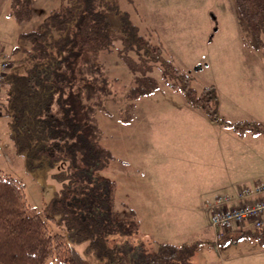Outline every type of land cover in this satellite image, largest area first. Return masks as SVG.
I'll return each instance as SVG.
<instances>
[{"label": "trees", "instance_id": "trees-1", "mask_svg": "<svg viewBox=\"0 0 264 264\" xmlns=\"http://www.w3.org/2000/svg\"><path fill=\"white\" fill-rule=\"evenodd\" d=\"M34 1L11 0L10 15L17 23L31 21ZM63 1L37 29L20 33L22 43L14 53L22 56L7 76L4 114L30 174L39 178L59 163L66 167L53 174L61 187L44 206V215L29 201L21 180L0 175V264H47L50 259L59 264H193L203 241L178 246L145 238L132 213L118 210L116 182L98 175L113 158L101 144L96 119L113 93L101 58L115 44L109 15L120 19L118 55L132 74L129 98L154 94L159 85L153 73L159 68L169 87L180 90L190 106L240 137L264 135V123L223 119L218 89L210 85L198 93L191 71L176 66L159 35L154 42L118 0ZM234 1L250 45L264 50V0ZM47 221L58 231L52 232ZM257 236L264 245V231Z\"/></svg>", "mask_w": 264, "mask_h": 264}, {"label": "rangeland", "instance_id": "rangeland-1", "mask_svg": "<svg viewBox=\"0 0 264 264\" xmlns=\"http://www.w3.org/2000/svg\"><path fill=\"white\" fill-rule=\"evenodd\" d=\"M118 3L130 14L133 22L142 31L146 34L149 32L154 42H157L156 34L159 35L167 51L169 50L168 54L174 58L175 65L183 70L191 71V83L198 93H201L206 86L214 85L218 89V86L238 80L234 77L235 80L231 79V76L239 65H250L243 71L245 75H240L244 76L240 78L239 84L248 90L251 84L253 85L256 75L250 72H253L254 64L260 60L264 61V50H255L249 45L250 43L248 44L247 26L234 0H118ZM36 4L38 10H35L34 17L21 28L37 29L44 15L60 10L64 1L40 0ZM41 4L47 7L42 15L39 11ZM109 16L115 44L112 51L103 53L101 58L106 65V73L112 81L113 93L105 101V107L97 111L96 119L103 133L101 144L111 151L113 158L107 166L98 171V175L112 181L121 177L119 180L122 188L118 191L119 198L116 197L118 210L122 214L131 212L138 223L137 215H141L140 233L150 241L157 239L159 242L174 244H182L186 241L184 243L190 244L197 239H210V244L203 242L196 250L193 264H231L232 257L237 256V253L259 251L264 247L259 237L231 235L219 246L218 243L226 236L216 242L215 230L206 221L203 223V228L172 226L165 230L152 227L148 219L142 218V215L147 212L124 210L126 206L131 207L132 197H135L133 196L135 191L133 190L132 161L137 162L143 158L152 159V157H155V161L158 160L164 154V140L159 137L156 142L160 144L159 148L154 149L150 147L151 143L147 137H140L143 129L147 128L142 115H147L146 112L139 115L142 108L139 102L141 98L136 101L127 96L132 85V74L118 55L122 45L120 19L113 14ZM216 26L217 30L214 32ZM150 29L153 31L150 32ZM14 61V59L11 60V69ZM247 71L250 72L247 73ZM153 75L158 80L157 91L170 89L167 87L169 86L167 79L163 77L159 68L155 69ZM5 102L3 92L0 98V175L10 174L21 180L25 184L29 201L44 215V206L53 197L55 190L61 187V184L53 178V174L64 169L66 164L59 163L54 169L44 170L39 178H35L26 170L25 158L18 155L10 138L9 117L4 114ZM152 106L155 107L156 102H153ZM226 107L219 105V114L223 119L232 121L235 116L229 114L231 111ZM240 113L242 112H238ZM135 117L138 118L135 119ZM122 159L131 164L121 165ZM178 162L184 163L180 158ZM154 169L160 168L155 166ZM47 223L52 232L58 231L54 223L50 221ZM214 238L215 241H213ZM248 257L250 258L247 264H264V258H258L255 254ZM47 264L59 263L50 259Z\"/></svg>", "mask_w": 264, "mask_h": 264}, {"label": "crops", "instance_id": "crops-1", "mask_svg": "<svg viewBox=\"0 0 264 264\" xmlns=\"http://www.w3.org/2000/svg\"><path fill=\"white\" fill-rule=\"evenodd\" d=\"M37 1L40 0H35L32 5L33 17ZM46 8L40 5L41 15ZM10 11L11 0H0V51L11 60H17L22 56L14 53L15 47L22 43L19 35L30 29L21 28L28 22L17 23ZM260 62L253 65V72L247 71L256 75L249 90L239 82L245 75L243 71L250 65H239L231 76V79L238 80L218 86L219 105H227L226 108L231 111L229 114L235 116L232 122L258 120L264 123V61ZM169 88L139 101L142 105L139 115L146 112L147 116L142 117L148 125L140 137H147L150 147L154 149L159 148L160 144L156 142L160 137L164 140V154L156 161L155 157L132 161L135 197H132L131 207L126 206L124 210L147 212L142 218L148 219L154 228L202 227L205 221L210 223L211 210L218 197L236 203L242 198L244 186L264 179V135L248 134L242 138L232 129L212 122L203 110L190 106L180 90ZM153 102H156L155 107L152 106ZM179 158L184 163L178 162ZM130 164L122 159L121 165ZM155 166L160 169L155 170ZM120 178L115 181L117 199L118 191L122 188ZM137 216L140 223L141 215ZM259 233L250 226L236 228L218 244L220 246L231 235L258 237ZM197 240L207 244L211 242L210 239ZM153 241L159 242L157 239ZM254 254L264 258V247L259 251L237 253L232 257L233 261L230 260L231 264H247L248 255Z\"/></svg>", "mask_w": 264, "mask_h": 264}, {"label": "built area", "instance_id": "built-area-1", "mask_svg": "<svg viewBox=\"0 0 264 264\" xmlns=\"http://www.w3.org/2000/svg\"><path fill=\"white\" fill-rule=\"evenodd\" d=\"M11 71V60L0 51V98ZM241 200L232 203L218 197L211 210L210 224L216 233V242L236 228L264 231V180L256 181L241 190Z\"/></svg>", "mask_w": 264, "mask_h": 264}]
</instances>
